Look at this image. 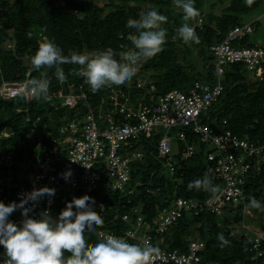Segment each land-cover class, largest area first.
Listing matches in <instances>:
<instances>
[{
  "label": "trees",
  "instance_id": "1",
  "mask_svg": "<svg viewBox=\"0 0 264 264\" xmlns=\"http://www.w3.org/2000/svg\"><path fill=\"white\" fill-rule=\"evenodd\" d=\"M263 3L264 0H252L251 4H246L245 0H194L198 15L184 21L182 11L174 5L173 0H0V84L24 79L26 74L30 79L40 78V71L31 68V56L45 39L54 40L65 55L70 51L92 52L107 47L116 52L126 50L131 47L127 39L131 32L126 27L127 19L138 21L140 13L156 8L167 17L162 24L166 29V42L161 52L138 66L133 79L137 82L143 78L144 84L136 87L134 83L131 90L134 100L142 98L143 102L149 103L172 88L181 89L195 81L213 82L215 57L210 52V46L218 42L233 26L251 22L252 20L244 21L243 17ZM218 6L219 12H216ZM199 18L200 25H193ZM184 22L193 25L198 36L197 42L186 44L179 38L173 39L175 30ZM28 33H31V37ZM242 42L253 44L247 38L242 39ZM194 48L202 57L201 68L196 73L192 66L180 62ZM61 67L66 77L63 81L55 77L54 68L46 70L50 101H38L34 97L26 102L22 95L10 99L0 98V133L3 130L9 131L8 137H0V147L11 149L18 162H25L32 156V142L38 139V135L48 138L42 128L55 133L63 119L76 118L75 109L60 106L58 94L67 93L69 84H74L75 88L80 83L84 84L87 102L91 106L100 105L102 98L107 97L105 87L93 93L84 77L76 75L80 66L64 64ZM245 77L241 65L227 66L225 88L210 106L209 115L203 121L219 130L222 120L226 119V127L232 132L262 143L264 71L260 76H252L249 80ZM156 140L157 136L142 138L138 142L143 156L131 163L128 187L132 188V193L113 190L108 186V177L103 176L95 196L107 202L106 212L102 218L103 223L92 232L85 233L87 244L99 242L95 232L97 229L115 232L126 229L128 224L119 216L122 212L140 207L145 218L153 222L156 208L168 204L176 195L204 199L215 194L216 191L209 192L195 186L190 189L188 185L192 181L207 176L216 190L221 186L219 179L208 177L203 145L198 141L194 155L184 164H177L175 174L169 181L166 172L161 170ZM136 182L140 185H134ZM262 184L264 164L258 172L247 178L244 186L245 201L229 210L232 214L234 211L231 220L226 217L219 222L222 225H218L216 217L205 211L193 217L184 215L163 235L162 243L157 248H183L190 238L198 237L205 242L201 252L204 264H249V246L255 231L243 229L230 234L229 229L232 223H239L242 219L240 210L243 204L249 205V198L254 195L253 190ZM64 207L57 205L51 215H58ZM252 211L264 218V212L254 208ZM39 213L36 207L32 216L37 217ZM201 225L200 229L205 234L207 231L208 236L195 233ZM257 229L264 234V224L258 225ZM220 234L228 241L223 246L217 238Z\"/></svg>",
  "mask_w": 264,
  "mask_h": 264
},
{
  "label": "built area",
  "instance_id": "2",
  "mask_svg": "<svg viewBox=\"0 0 264 264\" xmlns=\"http://www.w3.org/2000/svg\"><path fill=\"white\" fill-rule=\"evenodd\" d=\"M200 23L199 18L194 24ZM254 30L253 21L235 25L210 46L215 57L213 82L195 81L186 91L172 88L149 103L133 99L130 81L122 86H106L107 97L96 107L87 102L84 84L80 83L77 88L69 84L67 93L58 94L60 106L75 109L78 117L63 119L55 133L42 128L48 138L38 135L32 142V156L25 162H18L11 149L0 147V200L6 204L18 202L23 193L46 185L55 188V195L36 202L30 216L36 207L40 212L47 209L52 214L57 205L65 206L74 196L87 194L95 200L96 212L103 218L107 202L95 196L103 176L108 177V186L113 190L132 193L128 187L131 163L143 156L138 142L157 136L156 153L169 181L177 164H184L194 155L198 141L203 145L208 177L219 179L221 186L204 199L174 196L168 204L156 208L153 222L145 218L140 207L122 212L119 216L128 227L121 232L97 229L98 241L114 235L129 243L157 248L163 235L184 215L193 217L205 211L216 218L226 217L231 208L245 201L247 178L264 164V142L256 143L232 132L226 127V119L222 120L219 130L203 120L225 88L227 66L241 65L244 72L254 76L263 73L264 44L242 42ZM29 80L26 74L24 79L2 82L0 98L22 95L26 102L31 101L34 96ZM136 86L142 87L143 83L136 82ZM8 136L9 131H1L0 137ZM173 143L175 153H172ZM68 168L72 175L66 181L60 173ZM246 211L250 213V207ZM9 219L19 223L23 219L21 210L13 211ZM204 245L203 239L193 237L183 248H157L151 264H204L201 253ZM249 252V264H264V234L260 230L251 238ZM2 253L3 246H0Z\"/></svg>",
  "mask_w": 264,
  "mask_h": 264
},
{
  "label": "clouds",
  "instance_id": "3",
  "mask_svg": "<svg viewBox=\"0 0 264 264\" xmlns=\"http://www.w3.org/2000/svg\"><path fill=\"white\" fill-rule=\"evenodd\" d=\"M251 2L245 0L246 4ZM173 3L182 11L184 21L198 15L194 0H173ZM166 20L167 17L156 8L140 13L138 21L128 18L126 27L131 32L127 39L131 47L119 52L107 47L92 52L70 51L65 55L54 40L45 39L31 56L32 70L40 71V78L28 81L33 96L38 101L51 100L46 70L54 68L55 77L63 81L66 77L61 66L64 64L80 66L76 75L84 77L93 93L106 86L125 85L136 74L139 65L162 51L167 38L162 24ZM27 35L31 37V33ZM177 38L186 44L198 41L194 28L187 22L175 30L173 39ZM60 175L67 181L72 175L71 169ZM193 186L216 191L207 176L188 185L190 189ZM54 195L55 188L45 185L23 193L18 202L6 204L0 200V246H3L0 264H151L158 253L155 246L129 243L114 235H108L94 245L87 244L85 233L103 223L96 212L95 200L87 194L66 201L56 216L47 209L37 217L29 215L36 202ZM249 206L264 212V203L254 197L249 198ZM100 207L102 209L103 205ZM16 209L21 210L23 217L19 224L9 219ZM217 238L221 246L228 243L222 234Z\"/></svg>",
  "mask_w": 264,
  "mask_h": 264
},
{
  "label": "rangeland",
  "instance_id": "4",
  "mask_svg": "<svg viewBox=\"0 0 264 264\" xmlns=\"http://www.w3.org/2000/svg\"><path fill=\"white\" fill-rule=\"evenodd\" d=\"M216 12H219V6L215 9ZM244 21H254L255 23V30L253 31V33H251L248 37L247 40L249 43H253V44H264V3L261 4L259 6V8H257L256 10L252 11L251 13L245 15L243 17ZM194 25V23H193ZM192 25V27H193ZM201 56L198 55V53L196 52L195 48L191 51L190 55L186 56L185 59L181 60L180 62L188 64V66H192L193 72L196 73V71H198L201 68ZM194 74V73H192ZM246 80H249L252 76L251 73H246ZM146 80V79H145ZM131 82V86L134 85V79L132 78L130 80ZM137 82H141L144 84V79L142 78L141 80L137 81ZM136 86V84L134 85ZM137 87V86H136ZM151 87L154 89V86L151 85ZM181 89L183 91H186L188 89V86H183L181 87ZM132 90V89H131ZM137 101H142V98L140 99H136ZM176 145L175 143L172 144V153L176 152ZM256 192V193H255ZM254 195L252 197L256 198L257 200H259L261 203H264V184L260 185L259 187H257L255 190H253L252 192ZM250 207L247 203L243 204L240 212L242 215V219L239 221V223H232V225L230 226V234H235L237 232H240L241 230H245L250 232L251 230L256 231V227L259 226H263L264 224V218H262L261 216H258V213H256L255 211H252L251 207V212H247L246 209ZM234 215V211L233 214L231 212H229L226 217L228 219H232ZM16 217L19 218V214H16ZM226 217L223 218H215L218 221L217 222L218 225H222L221 222L223 219H225ZM19 224V223H18ZM261 224V225H260ZM199 227V229L195 230V233H199V234H203L206 236H208V232L206 231V234L204 233L203 229L201 230ZM229 228V227H228ZM258 230V229H257Z\"/></svg>",
  "mask_w": 264,
  "mask_h": 264
}]
</instances>
